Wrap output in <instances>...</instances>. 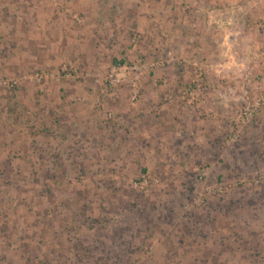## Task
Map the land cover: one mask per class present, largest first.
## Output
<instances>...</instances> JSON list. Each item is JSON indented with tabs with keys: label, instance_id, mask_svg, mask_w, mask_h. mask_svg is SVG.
Segmentation results:
<instances>
[{
	"label": "rangeland",
	"instance_id": "1",
	"mask_svg": "<svg viewBox=\"0 0 264 264\" xmlns=\"http://www.w3.org/2000/svg\"><path fill=\"white\" fill-rule=\"evenodd\" d=\"M54 1L0 14V264H264V0Z\"/></svg>",
	"mask_w": 264,
	"mask_h": 264
},
{
	"label": "crops",
	"instance_id": "2",
	"mask_svg": "<svg viewBox=\"0 0 264 264\" xmlns=\"http://www.w3.org/2000/svg\"><path fill=\"white\" fill-rule=\"evenodd\" d=\"M5 3H10V1H6V0H0V14H1V11H4L7 15H5V18H8V17H16V13H18L19 11H21V10H23V8L20 6V2H19V0H14V1H12L11 2V4H9V5H11V6H13L12 8L10 7V6H8V4H7V6L6 7H4V5L3 4H5ZM4 7V8H3ZM234 9H236V10H239V11H241L240 9H241V5L240 4H238V5H235V8ZM231 10H232V8H231ZM2 17L4 18V16H1L0 15V24H2L3 25V21H2ZM222 19V18H221ZM221 19H218V21L220 22V24H221V26H224L225 25V21L226 22H230V21H234L235 23H237V21H238V17L237 16H235V17H232V18H224V21L223 20H221ZM5 25V24H4ZM239 25V24H238ZM241 26H243V24L241 23ZM222 28V27H221ZM240 28V26H238V29ZM240 30V29H239ZM241 32H242V30H241ZM0 34H1V36L3 35V36H5L6 34L9 36V32H7V31H5L4 30V27H2L1 28V30H0ZM235 41V39H233V42L232 43H235L234 42ZM0 42H2V40L0 39ZM219 42H221V41H219ZM220 45H222V42L221 43H218V39H217V49H219L220 47L222 48V46H220ZM227 46H232L229 42L227 43ZM219 99H221V98H219ZM173 113H174V116L171 118L172 120H173V122L175 123V119L177 118V114H178V110H174L173 111ZM169 116H172L171 114L169 115ZM168 117V116H167ZM165 120H167V118L165 119ZM171 120V121H172Z\"/></svg>",
	"mask_w": 264,
	"mask_h": 264
},
{
	"label": "built area",
	"instance_id": "3",
	"mask_svg": "<svg viewBox=\"0 0 264 264\" xmlns=\"http://www.w3.org/2000/svg\"><path fill=\"white\" fill-rule=\"evenodd\" d=\"M51 1V3H52V5L53 6H56L57 4H56V2L54 1V0H50ZM127 68V66H125L124 64H122V65H119V66H117L116 68H112L111 69V72H110V74H108L107 75V78L108 79H106V81H108L110 84H111V82H112V77L113 76H115V74H114V72L116 71V70H119V69H126ZM129 69H133V67H128ZM60 71H61V73H62V76L63 77H74L75 76V69H74V67L71 65V64H67V65H63L62 67H61V69H60ZM34 78H36V77H39V76H37L36 74H34V76H33ZM136 76L134 77V79L136 80ZM133 79V80H134ZM135 80H134V82H135ZM2 83H4V81L2 82ZM135 97V92L133 93V95L130 97L131 99H133ZM145 180L143 179V182H144Z\"/></svg>",
	"mask_w": 264,
	"mask_h": 264
}]
</instances>
